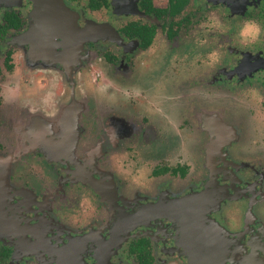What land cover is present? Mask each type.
<instances>
[{
    "label": "flooded vegetation",
    "instance_id": "af4514ba",
    "mask_svg": "<svg viewBox=\"0 0 264 264\" xmlns=\"http://www.w3.org/2000/svg\"><path fill=\"white\" fill-rule=\"evenodd\" d=\"M0 264H264V0H0Z\"/></svg>",
    "mask_w": 264,
    "mask_h": 264
},
{
    "label": "rangeland",
    "instance_id": "374dc122",
    "mask_svg": "<svg viewBox=\"0 0 264 264\" xmlns=\"http://www.w3.org/2000/svg\"><path fill=\"white\" fill-rule=\"evenodd\" d=\"M110 38V37H109ZM244 50H248V51H252V48H244ZM252 81V80H251ZM48 114H52V112L51 111H46ZM45 123H46V119H44L43 120ZM44 128L45 129H48L49 128V126H47L46 124L44 125ZM40 130H41V128H40ZM38 132H39V127H38V130H37Z\"/></svg>",
    "mask_w": 264,
    "mask_h": 264
},
{
    "label": "water",
    "instance_id": "95a60500",
    "mask_svg": "<svg viewBox=\"0 0 264 264\" xmlns=\"http://www.w3.org/2000/svg\"><path fill=\"white\" fill-rule=\"evenodd\" d=\"M200 196H202V195H200Z\"/></svg>",
    "mask_w": 264,
    "mask_h": 264
}]
</instances>
